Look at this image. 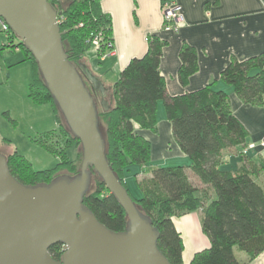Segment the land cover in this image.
<instances>
[{"label":"trees","instance_id":"trees-1","mask_svg":"<svg viewBox=\"0 0 264 264\" xmlns=\"http://www.w3.org/2000/svg\"><path fill=\"white\" fill-rule=\"evenodd\" d=\"M160 1L163 6L174 0ZM61 2L57 7L52 1L58 16H62L59 25L69 59L76 64H85L91 36L98 31L102 33L100 53L105 52L106 43L113 42L112 18L103 10L101 0H69L66 5ZM14 36L17 35L11 30L8 40L23 50L34 70L28 96L35 105L51 104L58 126L61 122L68 136V144L52 149L46 139L33 138L47 152L58 157L57 165L50 169H35L31 161L18 151L7 155V161L11 174L21 183L49 184L63 171L71 175L79 172L77 160L70 159L67 150L75 147V142L81 148V142L66 125L32 53L21 39L13 44ZM147 41L145 54L133 57L114 82V103L107 107L102 104L103 108H98L107 159L140 211L158 230L157 245L172 264H183L184 247L181 233L172 218L199 210L201 227L210 246L195 253L190 264H246L264 251V185L248 170L222 168L221 161L225 149L244 144L247 130L233 114L227 91L215 88L214 83L183 94H167L159 64L168 41L156 34L149 35ZM179 57L178 78L186 85L198 69L197 51L183 43ZM221 79L233 85L243 102L264 105V52L242 62L233 59L221 72ZM86 83L92 92L96 89L88 79ZM97 93L102 95L99 89H96ZM159 100L163 101L176 142L191 160L189 167L150 164L151 143L137 130H156ZM80 156L82 161V149ZM133 165H144V172L149 174L138 181V196L126 180ZM187 168L202 184L212 188L213 197L201 192ZM83 202L111 230L126 229L128 219L124 208L94 171ZM236 249L248 255L247 261L238 257ZM49 253L59 260L62 244L50 246Z\"/></svg>","mask_w":264,"mask_h":264},{"label":"water","instance_id":"water-1","mask_svg":"<svg viewBox=\"0 0 264 264\" xmlns=\"http://www.w3.org/2000/svg\"><path fill=\"white\" fill-rule=\"evenodd\" d=\"M52 1L58 0H0V18L35 58L66 125L81 142L82 161L75 175L26 185L11 174L0 152V264H172L157 245L158 230L107 159L97 100L86 81L102 94L106 88L85 64L69 59ZM91 168L124 208L125 230H111L84 204ZM57 243L59 260L49 253Z\"/></svg>","mask_w":264,"mask_h":264},{"label":"crops","instance_id":"crops-1","mask_svg":"<svg viewBox=\"0 0 264 264\" xmlns=\"http://www.w3.org/2000/svg\"><path fill=\"white\" fill-rule=\"evenodd\" d=\"M175 2L183 13V23L176 31H165L160 0H101L103 10L112 18L115 54L107 53L101 60L90 50L85 54L83 63L106 87V95L109 92L113 94L114 82L128 62L147 51L148 36L156 34L166 39L168 43L163 48L159 69L165 79L167 94L178 95L195 91L209 83H214L213 86L217 89L226 90L231 110L245 126L247 137L244 144L222 152L221 167L233 171L248 170L260 184L264 185V146L260 144L264 135V105L243 102L233 85L221 79V72L233 59L242 62L264 52V0H175ZM183 43L193 46L198 56V69L190 76L186 85L181 84L178 78L181 64L179 52ZM106 98L109 101L113 96ZM45 105L47 104L40 106ZM163 106V101L159 100L156 130H137L151 143L150 164L189 167L191 160L176 142L171 121L161 109ZM31 141L33 143V138ZM12 152L9 151L6 155ZM133 166L137 167L132 169ZM133 166L126 180L127 182L133 180L132 173L135 171L134 178L138 187V181L149 174L144 172V165ZM187 169L194 183L200 189L205 187L209 190L210 197H213L212 188L202 184L194 173ZM200 217L199 210L172 218L183 239V264H190L195 253L210 246V241L202 230ZM178 219H185L189 224L179 226L176 223ZM237 255L247 261L248 255L245 252L237 251ZM246 264H264V251Z\"/></svg>","mask_w":264,"mask_h":264},{"label":"rangeland","instance_id":"rangeland-1","mask_svg":"<svg viewBox=\"0 0 264 264\" xmlns=\"http://www.w3.org/2000/svg\"><path fill=\"white\" fill-rule=\"evenodd\" d=\"M61 1L62 5H66L69 2V0ZM56 5L58 7L60 4ZM19 41V37H13V44H17ZM90 48L86 53L90 51ZM109 49L106 48L103 53H108ZM26 57L27 55L24 54L23 50L14 47L11 41L8 40V34L0 29V152L8 154L9 151H18L33 163L35 169H50L57 165L58 157L47 152L34 141L32 143L31 138L37 136L42 141L46 139V144L55 149L66 146L68 144V136L63 130L61 122V127L58 126L57 118L50 107L51 104L40 106L35 105L30 100L28 96L29 85L33 81L34 70L31 60ZM98 58L100 59V56ZM111 94V92L107 93V97H112L113 94ZM97 95V106L99 109L103 108V100H106L107 105H111L114 102L113 98H111L112 100H107L105 97L106 93ZM161 109L163 112L165 111L164 106ZM3 139L9 141L5 142ZM6 144L8 145L5 146ZM73 144L75 147L68 148L67 153L70 159H76L80 166L81 148L77 142ZM77 153H79V157H77ZM135 167L137 166H133L132 169ZM134 172L132 173L133 180L130 179L128 183L134 193L139 195L140 190L138 191L139 188L134 178ZM65 173V171L62 172V174ZM200 190L210 197V192L205 187Z\"/></svg>","mask_w":264,"mask_h":264},{"label":"built area","instance_id":"built-area-1","mask_svg":"<svg viewBox=\"0 0 264 264\" xmlns=\"http://www.w3.org/2000/svg\"><path fill=\"white\" fill-rule=\"evenodd\" d=\"M162 9H163V29L165 31L178 30L181 24L183 23L184 16L180 10V7L176 4L175 0L163 4ZM61 21H62V16L61 15L57 16V22L60 23ZM0 29L6 32L7 34L11 31L9 25L2 18H0ZM90 47H91L90 50H92L97 57L100 56V59H104L106 57L107 53H100L102 47L101 32L93 34L90 40ZM106 47L110 48L108 54L110 55L115 54L114 46L111 41H108L106 43ZM260 144L264 146V135L261 139Z\"/></svg>","mask_w":264,"mask_h":264},{"label":"bare ground","instance_id":"bare-ground-1","mask_svg":"<svg viewBox=\"0 0 264 264\" xmlns=\"http://www.w3.org/2000/svg\"><path fill=\"white\" fill-rule=\"evenodd\" d=\"M185 221H186L185 219H178V220H176V223H177V225L181 226L184 223H186ZM186 224L188 225L189 223H186Z\"/></svg>","mask_w":264,"mask_h":264},{"label":"flooded vegetation","instance_id":"flooded-vegetation-1","mask_svg":"<svg viewBox=\"0 0 264 264\" xmlns=\"http://www.w3.org/2000/svg\"><path fill=\"white\" fill-rule=\"evenodd\" d=\"M60 1H61V0H58V1H53V2H54V4H58V2H60ZM93 92H95V94H96V89H93ZM97 94H98V93H97ZM97 94L95 95V96H96V98L98 97V95H97ZM106 96H107V95H106ZM106 96H105V97H106Z\"/></svg>","mask_w":264,"mask_h":264}]
</instances>
